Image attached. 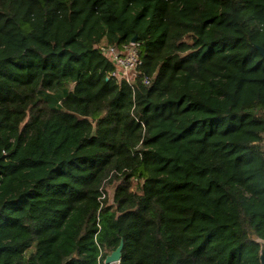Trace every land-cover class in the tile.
Wrapping results in <instances>:
<instances>
[{"label":"trees","instance_id":"1","mask_svg":"<svg viewBox=\"0 0 264 264\" xmlns=\"http://www.w3.org/2000/svg\"><path fill=\"white\" fill-rule=\"evenodd\" d=\"M257 46L264 0H0V264H262Z\"/></svg>","mask_w":264,"mask_h":264},{"label":"built area","instance_id":"2","mask_svg":"<svg viewBox=\"0 0 264 264\" xmlns=\"http://www.w3.org/2000/svg\"><path fill=\"white\" fill-rule=\"evenodd\" d=\"M102 51L115 66L109 78L114 77L119 82L126 81L134 85L142 72L141 43L137 40L110 47L102 46ZM143 81L149 84L151 80L144 77Z\"/></svg>","mask_w":264,"mask_h":264},{"label":"water","instance_id":"3","mask_svg":"<svg viewBox=\"0 0 264 264\" xmlns=\"http://www.w3.org/2000/svg\"><path fill=\"white\" fill-rule=\"evenodd\" d=\"M137 38H138V36L136 35L135 37L132 38V41H137ZM257 47L264 56V48L261 46H257ZM123 247H124V242L122 241L120 243V245L117 247V249L114 250L112 253H110L106 257L105 262L107 264H115V263L120 262V260L122 258ZM260 260H261V263L264 264V241L261 242Z\"/></svg>","mask_w":264,"mask_h":264},{"label":"rangeland","instance_id":"4","mask_svg":"<svg viewBox=\"0 0 264 264\" xmlns=\"http://www.w3.org/2000/svg\"><path fill=\"white\" fill-rule=\"evenodd\" d=\"M106 189H107V197H108L109 203L112 204L113 200H114V193H115V189H116V184L107 185Z\"/></svg>","mask_w":264,"mask_h":264}]
</instances>
